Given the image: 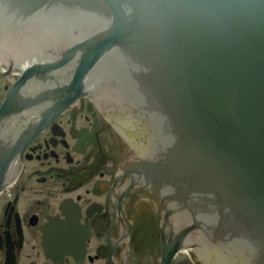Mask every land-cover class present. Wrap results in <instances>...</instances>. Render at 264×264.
Listing matches in <instances>:
<instances>
[{"label": "water", "instance_id": "1", "mask_svg": "<svg viewBox=\"0 0 264 264\" xmlns=\"http://www.w3.org/2000/svg\"><path fill=\"white\" fill-rule=\"evenodd\" d=\"M38 20L70 21L73 33H86L52 40L55 64L28 67L8 94L0 109V190L10 162L63 109V96H80L84 77L112 68L153 126V178L172 185L204 238L242 242L258 256L244 263L264 264V0H0V29ZM72 61L70 91L20 94L17 114L45 99L55 108L50 115L8 136L4 114L15 93L29 79L46 87Z\"/></svg>", "mask_w": 264, "mask_h": 264}, {"label": "flooded vegetation", "instance_id": "2", "mask_svg": "<svg viewBox=\"0 0 264 264\" xmlns=\"http://www.w3.org/2000/svg\"><path fill=\"white\" fill-rule=\"evenodd\" d=\"M21 47L0 45V106L27 56L39 48ZM21 89L28 95L58 87L30 80ZM33 117L12 120L9 131ZM126 150L90 99L50 120L7 170L0 191V264H165V252L168 264H206L199 220L183 211L188 204L168 196L162 203L143 177L132 175ZM130 177L136 186L125 192Z\"/></svg>", "mask_w": 264, "mask_h": 264}, {"label": "bare ground", "instance_id": "3", "mask_svg": "<svg viewBox=\"0 0 264 264\" xmlns=\"http://www.w3.org/2000/svg\"><path fill=\"white\" fill-rule=\"evenodd\" d=\"M57 28H59V25H57V22H52V27L50 28L51 29H54L56 30ZM85 28L87 29L86 26H84V30ZM59 36L60 38L59 39H62L64 42L68 39H70V36L68 34H61L59 32ZM74 37V36H73ZM24 42H22L23 44ZM117 64L120 66V67H124L125 64L123 62H117ZM116 64V65H117ZM115 78V81L118 82V78L119 76L116 75V72H114V74L112 72L110 73H104V74H95L93 77H92V80H91V83H92V93L93 95H95L99 100L100 99H104V97H102V95L105 94V91L103 90V87L107 86L108 83L110 81H112L113 79ZM65 79L68 80V77L65 76ZM121 80V77L119 78ZM65 82V81H64ZM108 94V93H107ZM43 94H41L40 92L37 93V94H33L32 95V98L33 99H38L39 96L42 97ZM43 101L41 102H37V103H33V107L31 110L29 109H24L26 110V112H24L25 114H31L33 115V119L37 118L38 117V121L40 122L42 119V117H45V116H48L50 115V113L55 109V108H50L49 106L46 105V102H45V99H42ZM21 102V96L18 92L15 93V98L13 99L12 101V105H14V109H10L9 112H7L5 115V124L6 125H10L12 119L13 120H20L17 119V112L19 111V109L17 108L15 110V108L18 106V104ZM28 102V101H27ZM26 102V103H27ZM116 103V102H114ZM25 104V102H24ZM111 114V112H110ZM122 115L121 114V110L119 108H113V112H112V116L109 118V120H115V121H118L119 119L117 118L118 115ZM3 115V116H4ZM33 120H30V122H32ZM19 125V124H18ZM18 125H15L13 126V128L15 129ZM26 126V125H25ZM121 129L122 133L124 132V128H125V124L123 126H117ZM8 131H9V128H8ZM13 132L9 131L8 132V136L11 135ZM125 135L127 136V138L129 139L130 141V145H128V147H132L134 150H133V153H132V164H133V176H136V177H139V173H143L145 174V177H146V181L149 180L150 178L153 177V174H154V171L152 169H149V167H152L154 165H157L158 163H155V162H149L147 161L148 160V157L150 156V153L152 152H145L146 149H149L145 143L141 140V138L139 137H135L134 134H132V136H130L129 134L125 133ZM3 143V142H2ZM12 142L9 143V145H11ZM1 145V144H0ZM16 145V142H14L12 144V147ZM7 147V146H6ZM145 147V148H144ZM6 149V148H5ZM139 149V151H138ZM127 153H126V156H129L131 154V152L129 150H126ZM14 161V159H13ZM10 162V165L12 164V162ZM128 162V160H127ZM150 164V166H148V164ZM9 165V166H10ZM9 171V170H8ZM7 171V172H8ZM6 172V174H7ZM6 174L4 176V181L6 179ZM127 176L126 177H129V171L127 172ZM156 175V174H154ZM163 181H166V180H163ZM136 181L130 177L129 178V182L128 183H125L124 185H122V188L123 190L128 191L129 189H132L133 187L136 186ZM163 183V182H162ZM163 186H165V184L163 183ZM162 188H153L152 190L155 191V192H160ZM196 199L195 197L193 196H189L188 197V200H194ZM242 243V242H240ZM240 243L236 242V246H241ZM243 245V244H242ZM244 246V245H243ZM217 250H220V246L215 249H209V243L208 241L204 244H200V252L202 254H204V257L207 258V261L208 263L207 264H232L230 263V259H232V257H229ZM247 250V249H246ZM247 257H248V260H254L256 261L258 256L257 254H255L251 249L248 248L247 250ZM241 262L240 261H234L233 260V264H240Z\"/></svg>", "mask_w": 264, "mask_h": 264}, {"label": "rangeland", "instance_id": "4", "mask_svg": "<svg viewBox=\"0 0 264 264\" xmlns=\"http://www.w3.org/2000/svg\"><path fill=\"white\" fill-rule=\"evenodd\" d=\"M44 24V25H42ZM41 25V27L36 28L31 35L33 39H36L37 41H44V43H47L48 40L50 39H59V32L57 31H49L45 25L47 26V21L43 22ZM4 27H2L0 29V40L3 42H6L7 40H16L15 38H13V36L16 33H11L12 28L11 27H6L5 29H3ZM66 31V30H65ZM61 33V32H60ZM66 34L70 35L71 33L66 31ZM62 34V33H61ZM20 39V38H18ZM115 83H117V81H110L105 89V95L108 98V100L111 101V103H113L114 105H117L116 108L120 109V106H124V104L126 103V98L124 95V91L123 88L120 86H117ZM119 84V83H118ZM111 87V93H106L108 88ZM116 102V103H114ZM110 102H106L107 107L108 108H112V105L109 104ZM133 116V115H132ZM4 200L3 198L1 199V201ZM219 252L227 255V256H236L237 253L233 252V251H238L235 249H220L218 250Z\"/></svg>", "mask_w": 264, "mask_h": 264}]
</instances>
